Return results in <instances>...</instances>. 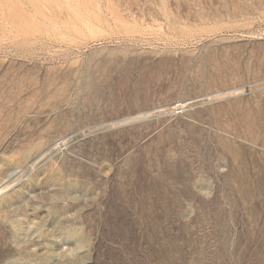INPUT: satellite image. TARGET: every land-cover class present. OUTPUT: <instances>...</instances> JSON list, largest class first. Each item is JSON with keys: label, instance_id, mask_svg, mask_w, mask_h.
Returning a JSON list of instances; mask_svg holds the SVG:
<instances>
[{"label": "rangeland", "instance_id": "1", "mask_svg": "<svg viewBox=\"0 0 264 264\" xmlns=\"http://www.w3.org/2000/svg\"><path fill=\"white\" fill-rule=\"evenodd\" d=\"M0 264H264V0H0Z\"/></svg>", "mask_w": 264, "mask_h": 264}]
</instances>
